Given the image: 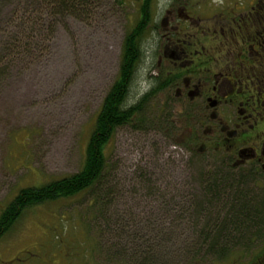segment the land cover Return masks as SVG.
I'll return each mask as SVG.
<instances>
[{
	"label": "rangeland",
	"instance_id": "obj_1",
	"mask_svg": "<svg viewBox=\"0 0 264 264\" xmlns=\"http://www.w3.org/2000/svg\"><path fill=\"white\" fill-rule=\"evenodd\" d=\"M171 1L152 0L151 20ZM140 2L88 0L58 15L46 3L0 0V215L21 189L79 170ZM24 23L36 42L12 50L10 37ZM151 39L148 29L129 103L146 89ZM143 107L150 120L152 103ZM106 158L93 188L25 208L0 237V264H247L257 252L254 224L247 232H227L224 255L204 241L226 212L218 201L197 210L202 184L226 172L216 159L150 124L117 129ZM226 175L235 172L218 176Z\"/></svg>",
	"mask_w": 264,
	"mask_h": 264
},
{
	"label": "flooded vegetation",
	"instance_id": "obj_2",
	"mask_svg": "<svg viewBox=\"0 0 264 264\" xmlns=\"http://www.w3.org/2000/svg\"><path fill=\"white\" fill-rule=\"evenodd\" d=\"M148 29L146 89L135 102L152 103L150 125L174 143L258 194L260 245L247 264H264V0H173Z\"/></svg>",
	"mask_w": 264,
	"mask_h": 264
},
{
	"label": "trees",
	"instance_id": "obj_3",
	"mask_svg": "<svg viewBox=\"0 0 264 264\" xmlns=\"http://www.w3.org/2000/svg\"><path fill=\"white\" fill-rule=\"evenodd\" d=\"M34 1L39 6L42 3L48 4V7L53 9L55 14L67 15L76 11L78 5L84 6L88 0H17V3L21 2V5H28ZM151 2L152 0H141L138 21L124 33L118 70L96 114L79 170L40 186L21 189L0 215V237L9 230V227L25 208L45 201L71 197L96 186L105 173L106 149L116 130L123 126L143 129L152 123L151 120H147L143 110L144 101L139 99L136 102H128L133 79L143 56L144 38L151 20ZM26 9L23 10L22 7L21 12ZM15 27L17 30L11 35L9 42L12 50L20 51L36 42L37 36L33 32H25L27 29L25 23ZM222 168L226 172L215 173V178H211L213 179L212 182L207 180L206 183L202 184L204 196L197 206V210L203 213L208 205L212 207L217 201L225 205L224 210L226 212L223 220L210 230V232H214V235L208 233L204 235L205 243L209 239L210 241L207 242L209 248L216 251L220 256L228 251L226 245L230 242V236L227 232H247L255 223L258 212L257 201L246 189L243 179L235 175L234 177L226 175L221 179L218 175L230 171L226 165H223ZM226 192L229 194V199L225 202L221 196Z\"/></svg>",
	"mask_w": 264,
	"mask_h": 264
}]
</instances>
